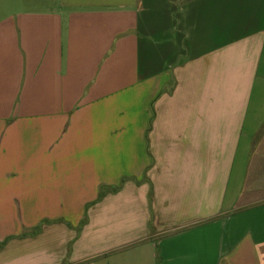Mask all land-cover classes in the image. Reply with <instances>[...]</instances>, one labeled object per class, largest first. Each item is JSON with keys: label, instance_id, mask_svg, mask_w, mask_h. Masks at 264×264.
I'll return each instance as SVG.
<instances>
[{"label": "crops", "instance_id": "obj_1", "mask_svg": "<svg viewBox=\"0 0 264 264\" xmlns=\"http://www.w3.org/2000/svg\"><path fill=\"white\" fill-rule=\"evenodd\" d=\"M0 264H264V0L2 19Z\"/></svg>", "mask_w": 264, "mask_h": 264}, {"label": "rangeland", "instance_id": "obj_2", "mask_svg": "<svg viewBox=\"0 0 264 264\" xmlns=\"http://www.w3.org/2000/svg\"><path fill=\"white\" fill-rule=\"evenodd\" d=\"M50 0H0V21L8 14L41 12Z\"/></svg>", "mask_w": 264, "mask_h": 264}, {"label": "trees", "instance_id": "obj_3", "mask_svg": "<svg viewBox=\"0 0 264 264\" xmlns=\"http://www.w3.org/2000/svg\"><path fill=\"white\" fill-rule=\"evenodd\" d=\"M40 229H37V231H39Z\"/></svg>", "mask_w": 264, "mask_h": 264}]
</instances>
